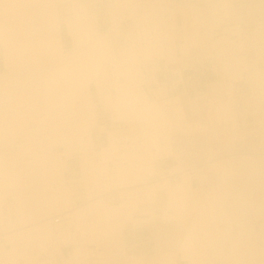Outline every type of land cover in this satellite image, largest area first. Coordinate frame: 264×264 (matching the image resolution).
Listing matches in <instances>:
<instances>
[{
    "label": "crops",
    "instance_id": "0c3cea01",
    "mask_svg": "<svg viewBox=\"0 0 264 264\" xmlns=\"http://www.w3.org/2000/svg\"><path fill=\"white\" fill-rule=\"evenodd\" d=\"M0 4V26L24 22L38 34L18 37L31 42L24 61L37 64L15 66L14 76L31 79L21 95L38 94L44 79L54 86V71L39 70V48L84 80L66 103H47L48 119L0 120V264H264V184L245 182L263 169L191 170L187 186L200 198L178 207L153 190L176 159L145 147L151 117L168 112L170 136H183L178 126L190 125L179 108L197 119L216 100L226 106L211 121L220 136H236L249 163L264 160V0H41L27 15L19 0L11 13ZM13 43L0 42V81L23 45ZM95 50L111 58L99 64ZM19 104L5 99L0 111L39 110ZM198 130L183 136L194 145L184 158L196 164L216 141Z\"/></svg>",
    "mask_w": 264,
    "mask_h": 264
},
{
    "label": "bare ground",
    "instance_id": "6f19581e",
    "mask_svg": "<svg viewBox=\"0 0 264 264\" xmlns=\"http://www.w3.org/2000/svg\"><path fill=\"white\" fill-rule=\"evenodd\" d=\"M11 1H14V0H0V3H2L3 6H5L4 12L11 13V12L16 11L15 9L9 8ZM19 1L22 3V8L19 11L22 12L23 15H27L26 12L29 11L30 8L34 7L33 3L36 1H41V0H19ZM2 18H3V20H5V17H2ZM10 18H11V15H8L6 17V20L9 21ZM18 25H20V27H18L17 29L13 28L12 26H4V25L0 26V42L1 41L2 42H4V41L5 42H14L13 44H15V42H18V44H23L22 46L21 45L17 46V50L19 51V55L17 58H14L11 62V64H12V75L7 77L6 80L2 79L0 81V103L5 99H12L14 101L16 100L18 102H21L22 104H19L21 106H25L26 103H28L29 106H34V104H38L39 110L29 111V112H27V111H14V109H16V108H15V106H13L10 110L0 111V120H2V121L5 120L6 122H9L12 120H17V119L20 120L22 118H24V119L38 118L40 120H45V119L50 118V116H49L50 113L46 110L47 109V103L49 102L51 105H54V106H56L54 103H57V105L66 103L67 101H69L68 96L71 94L70 92L78 89V86H79L78 81L79 80L84 81V80L83 79L75 80V78H74L75 74H73V71L67 72L62 63L56 62L55 64H53L52 62L50 63L49 61H47L48 58L45 55L46 54V48H39V53H38L39 70H40V68H42L41 70L44 71L42 73L43 75H46L47 73H52L54 71V73H52V77L54 78L53 79L54 86H50V88L48 89L47 81L44 79V80H42L43 89L39 86L38 94L36 93L35 87H33V95L32 96L26 95V94L21 95L20 94L21 93V87L23 89V86L24 87L29 86L31 79L28 77L14 76L16 74L19 75V73H20L19 71H21L20 69L16 70L15 66H20V67H24V66L32 67L33 66V67H36L37 64L36 63L31 64V62L24 61L26 59L30 60L29 57H25V55H24V50L26 49L29 52L30 48L29 47H23V46L29 45V44H31V42H26V41L21 42L20 40H18L19 39L18 37L21 34L24 37L28 34L29 38H30V36H32V35L35 36L38 34L37 33H33V34L27 33L26 32L27 24L24 22H23V24H18ZM194 43H196V42H194ZM210 44L211 45H209V46L211 48H213V42H211ZM104 51L98 52L95 50V52L91 53L89 57L92 56L93 58L96 59L97 63L100 64L104 58L105 59L111 58V54L106 53V50H104ZM35 60H36V58H33L34 62H35ZM96 64H93L91 66H95ZM94 69H96V68H94ZM29 74H30V72H29ZM17 77H19V78H17ZM22 84H23V86H22ZM5 86H7V89H8V95L6 96V98H5V95L3 93ZM23 92H25L24 89H23ZM54 92H56L55 99L52 98L53 101H52V99H51V101H49L47 99V96H50L51 94L53 95ZM17 93H18V95H16ZM208 102H210V99H208ZM223 103L224 102L211 100L210 109L205 110L203 112V115L197 119H196L195 113H193L192 115H190L188 117V115L185 113V109L178 107L179 108L178 113H177L178 120L180 121L183 118L182 121L186 122L187 124L190 125L189 126L190 128L187 131H184L183 126L177 125L178 130H180L182 133L184 132L183 136L190 135V133H188V132H191L192 129L194 130L195 128H198L202 132H205V133L209 132V134H208L209 137L211 139L213 138L214 139L213 141H215V140L217 141V142L215 141L212 143L205 144V150L208 152L207 159L200 162V160H201V158H200L198 161V164L191 161L193 158L192 159L184 158L185 155L187 154L186 152L191 151V146H194L193 143L187 142L186 140L184 141L183 136H181L182 134L177 135L176 137L170 136V134L173 132V130H176V128H174V123H173L175 121L170 117L168 112L162 111V115L151 117L150 129L148 127L145 128V131H146L145 132L146 133L145 147L148 146L149 148H151V151L153 148H156L158 150V153H154V154L159 155L160 152L162 151V155H164V156L170 155V156L174 157V159H176V162H177V166H174V168L172 169V174L164 177L162 179V184H157L153 187V190H159V189L160 190H162V189L167 190L168 191L167 199H168L170 204L175 205V206L177 205L178 207H184L182 205H186L187 197H189L190 200L193 199L194 204H195L196 200H198L200 198L198 196V195H200L199 191H197L198 195H194V192L189 191L188 186H187L190 177L188 175H186V173H189L191 170H193L195 172L196 170L199 171L201 169V170H205L204 172H206L207 169H209V170L214 169V172L216 175H219V174L221 175L220 171L222 170V167L226 168V169H234V167H236V165L242 166L245 168L252 166V164L249 163L247 158L244 155H242V151L239 150V148L234 145L232 138H234L236 136H234V135L231 136L227 133L231 128L226 126L227 127L226 128L227 134L225 136H220L221 135L220 132L222 130L224 131V128L219 126V125H217V126L215 124L212 125L211 121H212L213 117H215V118H217L218 116L221 117L224 114V109L226 108V106ZM182 104L183 103H181V105ZM190 107H192V105ZM228 109L229 108H227V111H229ZM232 113H233V111H232ZM142 114H145V113L142 112ZM204 119L206 121H204ZM208 124H210L211 126ZM197 142H199V141H197ZM185 145H186V148H185ZM188 145H190V148ZM202 145H203V143H202ZM202 150H203V148H202ZM198 152H200V151H198ZM146 153H150V150ZM152 153H153V151L151 152V155H153ZM202 153H200V154H202ZM187 157H188V155H187ZM257 158L255 160V164L258 166L259 170H262L261 166H263L264 160L259 156ZM236 160H241V161H239L237 163ZM244 163H245V165H243ZM150 164H151V167H153V160L150 161ZM182 166H187L189 169L186 170L185 173L183 170H182V172H178V170H180V168ZM203 168H205V169H203ZM211 172H213V171H211ZM207 175L209 178L211 177L210 176L211 174L208 173ZM246 176H247V178H246L247 180L245 179L244 176H241L240 179L241 180L245 179V182L247 181V187L253 188L258 182H262L264 184V180H263L262 176L256 172L247 171ZM224 177H229V176L225 175ZM219 178L220 177H213V178H211V180L209 182L211 183V185H214V183L215 184L218 183ZM262 198H264V195ZM213 199H216V198L214 197ZM197 209H199V208H197ZM56 220H59V218ZM173 241H174L173 239L169 240V243H171L172 246L174 245ZM183 243L189 248L194 246V239L190 236V233L188 234L187 239Z\"/></svg>",
    "mask_w": 264,
    "mask_h": 264
},
{
    "label": "rangeland",
    "instance_id": "374dc122",
    "mask_svg": "<svg viewBox=\"0 0 264 264\" xmlns=\"http://www.w3.org/2000/svg\"><path fill=\"white\" fill-rule=\"evenodd\" d=\"M255 51V53H256V50L254 49V48H248V54L249 55H251V54H253L254 52H253V50ZM249 149V148H248ZM247 149V151H249ZM242 150V149H241ZM263 158V157H262ZM255 160H256V158L255 157H252L251 159H250V164H252V166L251 167H247V169H250L251 168V170H258V166L255 164ZM199 161V160H198ZM202 161H204V160H200V162H202ZM261 168L263 169V174H262V178H263V180H264V164H263V166H261ZM260 168V169H261ZM263 195H264V193H263Z\"/></svg>",
    "mask_w": 264,
    "mask_h": 264
}]
</instances>
